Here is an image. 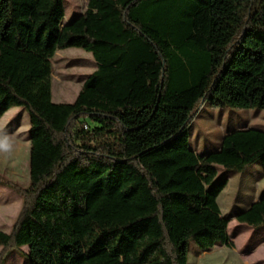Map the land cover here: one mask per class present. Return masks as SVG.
Returning <instances> with one entry per match:
<instances>
[{
    "label": "trees",
    "instance_id": "obj_1",
    "mask_svg": "<svg viewBox=\"0 0 264 264\" xmlns=\"http://www.w3.org/2000/svg\"><path fill=\"white\" fill-rule=\"evenodd\" d=\"M63 2L0 0V117L28 115V185L0 175L22 198L0 264H188L190 242L232 248L216 167L264 175V131L198 153L189 128L205 103L264 110V0H87L64 24ZM67 47L96 68L55 103ZM233 219L264 229V195Z\"/></svg>",
    "mask_w": 264,
    "mask_h": 264
},
{
    "label": "rangeland",
    "instance_id": "obj_2",
    "mask_svg": "<svg viewBox=\"0 0 264 264\" xmlns=\"http://www.w3.org/2000/svg\"><path fill=\"white\" fill-rule=\"evenodd\" d=\"M86 4L87 0H64L62 23H67L82 13ZM51 63V99L55 103L72 102L85 77L96 68L91 54L79 47H67L55 52ZM88 125L92 126L91 123ZM248 125L264 129V110L220 109L205 103L190 125L189 145L198 153L215 150L225 133L237 127ZM27 130L28 115L21 107H12L0 117V175L23 187L28 185ZM216 168V179L229 176L228 183L232 185H235L237 178L246 174L247 170L236 173L225 171L221 166ZM251 183L253 185L258 183L255 173ZM228 191L220 196V207L222 213L227 214L226 217L229 221L227 233L229 239L234 237L236 250L221 244H215L209 250H202L190 242L188 245V264H234L235 262L236 264H245L244 258L250 260L264 256V243L254 245L258 237L256 235L252 238L251 232L254 229L246 224L236 222L232 213H229L230 196ZM21 204L22 198L17 193L0 184L1 231L8 233L11 230ZM255 231L257 232V230ZM250 248H253V251L249 254L241 253ZM26 250V246L22 247L23 252ZM5 264H27V262L20 253H13Z\"/></svg>",
    "mask_w": 264,
    "mask_h": 264
},
{
    "label": "crops",
    "instance_id": "obj_3",
    "mask_svg": "<svg viewBox=\"0 0 264 264\" xmlns=\"http://www.w3.org/2000/svg\"><path fill=\"white\" fill-rule=\"evenodd\" d=\"M247 127L257 128V129L264 131V129H262L260 127H253L251 125L240 126L237 128H247ZM219 143H220V141H219ZM219 143H218V146H219ZM246 169H245L246 174H243L241 177L239 176L236 180L235 185L228 183L229 179H230L229 176L225 177L227 179L226 186L223 188V190H222L223 192L221 191L222 193L221 192L219 193L218 198H217V202H218V205L220 207V196L223 193H227L228 190L230 191V192L228 191L229 196H230L229 213H232V216L236 212L246 208L251 202L257 200L261 195H264V175H262V173H261L260 164L254 163ZM254 173H255V175H257L258 183H255L253 185L251 183V180L253 178ZM233 186H235V187H233ZM231 189H232V191H231ZM220 210H221V207H220ZM221 213H222V211H221ZM222 215L226 217L227 214L222 213ZM257 232H259V233H257ZM257 232L255 230H253V232H251L252 238L256 235L258 236L254 242L255 246L264 243V229L257 230ZM230 239H233L231 241L234 243V247H232L230 249L236 250V243H235L234 237H232ZM252 251H253V248H250V249L244 250L241 253L249 254ZM244 259H243V262H245V264H264V256L258 257L256 259H250V260L247 258H244ZM234 264H236V262Z\"/></svg>",
    "mask_w": 264,
    "mask_h": 264
}]
</instances>
